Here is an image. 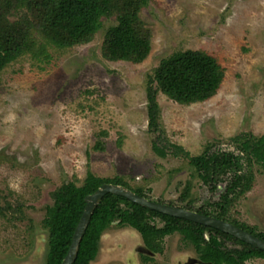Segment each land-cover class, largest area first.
Listing matches in <instances>:
<instances>
[{
	"label": "rangeland",
	"instance_id": "374dc122",
	"mask_svg": "<svg viewBox=\"0 0 264 264\" xmlns=\"http://www.w3.org/2000/svg\"><path fill=\"white\" fill-rule=\"evenodd\" d=\"M140 16L151 32L140 62L103 55L105 33L116 24L110 16L90 41L49 45V57L26 53L0 72V264H47L46 206L64 183L80 186L88 172L165 204H182L188 184L195 208L216 201L223 185L217 192L203 184L186 155L207 147L238 155L252 172L228 215L264 233V158L243 147L264 138V0H150ZM188 49L214 55L225 78L205 101L179 103L160 91L157 138L148 127V75ZM142 245L137 230L115 221L90 264L199 263L179 232L164 237L154 260L140 257ZM246 264H264V257Z\"/></svg>",
	"mask_w": 264,
	"mask_h": 264
},
{
	"label": "trees",
	"instance_id": "16d2710c",
	"mask_svg": "<svg viewBox=\"0 0 264 264\" xmlns=\"http://www.w3.org/2000/svg\"><path fill=\"white\" fill-rule=\"evenodd\" d=\"M149 1L0 0V72L26 53L36 58L49 57V45L64 48L90 41L102 28L103 19L110 16H115L116 24L105 33L103 55L109 60L140 62L151 50V32L144 26L140 16ZM11 16L15 18L11 19ZM224 78L223 65L214 55L204 51L178 50L163 58L147 79L150 132L154 135L157 133V138L162 133L157 101L160 91L179 103L205 101L216 93ZM244 144V149L251 155L264 158V138L252 142V145ZM154 148L163 152L157 142H154ZM186 155L203 184L213 190H216L218 183L226 186L219 199L195 208L193 199L186 201L191 189L188 184L181 195L183 203L179 206L227 220L264 239V233L247 228L228 215L230 204L249 190L253 181L252 172L243 171L240 157L232 152L211 151L208 147L200 155ZM103 183L125 185L118 179L101 178L88 172L82 185L68 182L55 191L54 202L46 206L43 218V225L49 231L47 264L62 263L83 213L86 195ZM135 192L151 200L142 189ZM208 205L212 209L207 208ZM156 218L162 220V226L156 224ZM115 221L121 227L135 228L153 253H161L164 237L178 231L195 246L202 262L246 264L250 257H264L263 250L228 233L146 208L124 196L107 193L91 217L73 264H89L96 257L103 232ZM142 257L144 260H153L149 255Z\"/></svg>",
	"mask_w": 264,
	"mask_h": 264
},
{
	"label": "water",
	"instance_id": "95a60500",
	"mask_svg": "<svg viewBox=\"0 0 264 264\" xmlns=\"http://www.w3.org/2000/svg\"><path fill=\"white\" fill-rule=\"evenodd\" d=\"M107 193H113L116 195L124 196L141 206L146 208L156 210L163 214H167L174 217L185 218L196 223L213 227L222 232L228 233L252 246L264 251V239L256 236L255 234L237 226L236 224L229 222L227 220L217 218L211 215H206L199 213L197 211L182 208L178 206H173L165 203H160L157 201L150 200L137 192L123 186L120 184L113 183H103L94 192L86 195L85 197V207L80 220L75 228L73 239L69 250L63 259L61 264H73L77 258L79 251L80 242L86 232V229L90 223L91 217L97 207L101 202L103 196ZM202 264H212L210 262H202Z\"/></svg>",
	"mask_w": 264,
	"mask_h": 264
},
{
	"label": "flooded vegetation",
	"instance_id": "af4514ba",
	"mask_svg": "<svg viewBox=\"0 0 264 264\" xmlns=\"http://www.w3.org/2000/svg\"><path fill=\"white\" fill-rule=\"evenodd\" d=\"M221 185H223V187H224V189H223V191H220L219 192V197H220V195L224 192V190H225V184L223 183H218L217 184V186H216V190L215 191H219L220 190V188H221ZM181 201V200H180ZM186 201H189L188 199L186 200ZM185 201V202H186ZM170 202H168L167 204H169ZM181 203H183V202H181ZM169 205H173V206H178V207H181V206H179V205H182V204H179V205H176V204H169ZM183 208V207H182ZM157 219V218H156ZM160 219V218H159ZM155 222H156V220H155ZM156 224H157V222H156ZM158 225V224H157ZM159 226V225H158ZM123 227H131V226H123ZM133 228V227H132ZM213 228V227H212ZM133 229H135V228H133ZM136 230V229H135ZM175 232H178V231H175ZM174 232V233H175ZM180 233V232H179ZM171 234H173V233H171ZM103 235V234H102ZM141 235V234H140ZM170 235V234H169ZM207 236V235H206ZM142 237V236H141ZM102 238V237H101ZM142 240H143V238H142ZM164 240V239H163ZM162 245H163V241H162ZM163 251H164V246H163ZM162 251V252H163ZM98 252H99V249H98ZM138 252H139V254H140V257L141 258H143L142 256H144V255H149V257H152L153 258V260L155 259V254H159V253H153L150 249H148L147 247H146V245L144 244V241H143V245L142 246H139V248H138ZM161 252V253H162ZM98 254V253H97ZM97 256V255H96ZM96 258V257H95ZM94 258V259H95ZM93 259V260H94ZM93 260H91L90 262H89V264L93 261ZM198 264H202V261H200V259H199V263Z\"/></svg>",
	"mask_w": 264,
	"mask_h": 264
}]
</instances>
